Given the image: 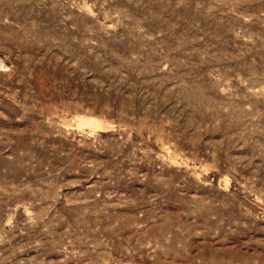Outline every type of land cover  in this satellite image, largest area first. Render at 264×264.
<instances>
[{
	"label": "rangeland",
	"instance_id": "rangeland-1",
	"mask_svg": "<svg viewBox=\"0 0 264 264\" xmlns=\"http://www.w3.org/2000/svg\"><path fill=\"white\" fill-rule=\"evenodd\" d=\"M0 264H264V0H0Z\"/></svg>",
	"mask_w": 264,
	"mask_h": 264
}]
</instances>
